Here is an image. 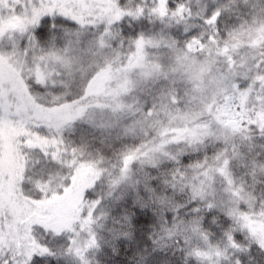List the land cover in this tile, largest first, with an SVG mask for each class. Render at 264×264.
Returning <instances> with one entry per match:
<instances>
[{"label": "snow or ice", "instance_id": "obj_1", "mask_svg": "<svg viewBox=\"0 0 264 264\" xmlns=\"http://www.w3.org/2000/svg\"><path fill=\"white\" fill-rule=\"evenodd\" d=\"M264 264V0H0V264Z\"/></svg>", "mask_w": 264, "mask_h": 264}, {"label": "trees", "instance_id": "obj_2", "mask_svg": "<svg viewBox=\"0 0 264 264\" xmlns=\"http://www.w3.org/2000/svg\"><path fill=\"white\" fill-rule=\"evenodd\" d=\"M127 259V257L123 254L120 255L119 259L116 260L115 264H123V262Z\"/></svg>", "mask_w": 264, "mask_h": 264}]
</instances>
